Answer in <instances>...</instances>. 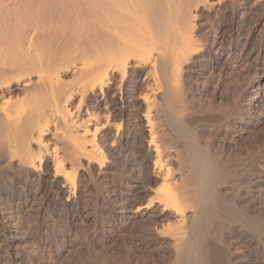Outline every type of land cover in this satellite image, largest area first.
<instances>
[{"label": "bare ground", "instance_id": "6f19581e", "mask_svg": "<svg viewBox=\"0 0 264 264\" xmlns=\"http://www.w3.org/2000/svg\"><path fill=\"white\" fill-rule=\"evenodd\" d=\"M0 264H264V0H0Z\"/></svg>", "mask_w": 264, "mask_h": 264}]
</instances>
